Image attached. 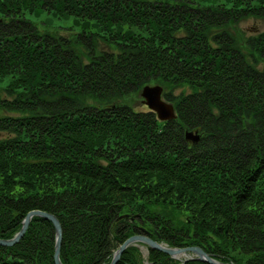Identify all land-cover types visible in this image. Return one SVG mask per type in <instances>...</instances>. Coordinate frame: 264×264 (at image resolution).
Segmentation results:
<instances>
[{"label": "trees", "instance_id": "16d2710c", "mask_svg": "<svg viewBox=\"0 0 264 264\" xmlns=\"http://www.w3.org/2000/svg\"><path fill=\"white\" fill-rule=\"evenodd\" d=\"M250 19L264 0H0V239L38 210L60 222L62 264H110L134 235L264 264V31L247 35ZM147 85L175 119L133 109ZM54 246L33 217L0 264H55ZM142 259L132 246L117 264ZM147 262L207 264L151 248Z\"/></svg>", "mask_w": 264, "mask_h": 264}, {"label": "water", "instance_id": "95a60500", "mask_svg": "<svg viewBox=\"0 0 264 264\" xmlns=\"http://www.w3.org/2000/svg\"><path fill=\"white\" fill-rule=\"evenodd\" d=\"M162 92H163L162 87L158 85L145 86L142 89L140 96L141 98L144 99V104L147 106V108L151 112L155 113L157 119L161 122H166L175 119L176 114L172 103L167 102L163 99ZM185 137L186 139H189L192 142H198L199 140V135L197 134V132H186ZM33 217H40L52 223L55 232V246H54V255H53L54 263L62 264L59 258L61 241H62V228L58 219L50 213H46L38 210L27 213V215L22 221V225L18 233H16L11 239L8 240L0 239V245L12 246L16 244L23 237ZM137 243H142L151 249L159 250L167 254L169 257H172L173 259H176V256L181 254L187 255L188 257L183 259L182 260L183 262H185L186 260H196L207 264H232V263H221L215 260L199 247H186V248L167 247L163 244L157 243L156 241H153L141 235L132 236L127 240H125L113 252L110 264H117L123 252L128 247L134 246Z\"/></svg>", "mask_w": 264, "mask_h": 264}, {"label": "rangeland", "instance_id": "374dc122", "mask_svg": "<svg viewBox=\"0 0 264 264\" xmlns=\"http://www.w3.org/2000/svg\"><path fill=\"white\" fill-rule=\"evenodd\" d=\"M44 17L42 16L40 20H43ZM52 26L54 27L53 29L50 30H56L55 28H59V33L65 37H70L71 35V31H70V27H72V20H68V21H61V20H54L52 22ZM240 28L247 34H255L257 32H262L264 31V21L261 20H254V19H250L247 22L241 24ZM42 29H45L44 27H42ZM104 48L105 46L102 45ZM102 49V48H101ZM6 83V82H5ZM148 86V85H147ZM149 86H155V85H149ZM159 86V85H158ZM145 87V86H144ZM143 87V88H144ZM161 87V86H160ZM142 88V89H143ZM163 89V88H162ZM142 91V90H141ZM140 91V93H141ZM178 92V91H177ZM140 93L136 95V97H131L129 99V103L131 106H133V109L136 111H146L148 110L147 106L144 104V99L141 98ZM192 132H197L196 130L192 131ZM197 134L199 135V133L197 132ZM200 138V136H199ZM137 209H133V211H136ZM20 230V229H19ZM18 233V232H17ZM136 236V235H134ZM143 236V235H141ZM146 237V236H145ZM149 238V237H147ZM150 239V238H149ZM158 243V242H157ZM162 244V243H160ZM164 245V244H163ZM132 247V246H131ZM133 247H136L137 249H139L140 253L142 254V264H148L147 262V256H148V248L146 245L142 244V243H137L135 244ZM193 247H197V246H193ZM174 248V247H173ZM176 248V247H175ZM200 248V247H199ZM186 257H188L187 255L181 254L176 256L177 260H183ZM172 258V257H170ZM173 259V258H172ZM175 259V260H176ZM245 260V259H244Z\"/></svg>", "mask_w": 264, "mask_h": 264}, {"label": "bare ground", "instance_id": "6f19581e", "mask_svg": "<svg viewBox=\"0 0 264 264\" xmlns=\"http://www.w3.org/2000/svg\"><path fill=\"white\" fill-rule=\"evenodd\" d=\"M165 245V244H164ZM165 246H167V245H165ZM168 247V246H167Z\"/></svg>", "mask_w": 264, "mask_h": 264}]
</instances>
